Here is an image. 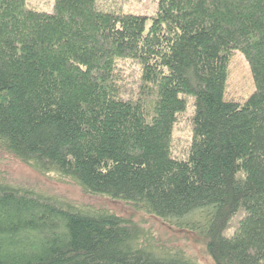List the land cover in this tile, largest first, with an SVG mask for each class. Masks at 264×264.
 Segmentation results:
<instances>
[{"label":"trees","instance_id":"trees-1","mask_svg":"<svg viewBox=\"0 0 264 264\" xmlns=\"http://www.w3.org/2000/svg\"><path fill=\"white\" fill-rule=\"evenodd\" d=\"M148 19L0 0V152L134 211L0 176V264H199L138 214L193 234L208 264H264V0H159ZM235 52L245 103L225 99Z\"/></svg>","mask_w":264,"mask_h":264},{"label":"rangeland","instance_id":"rangeland-1","mask_svg":"<svg viewBox=\"0 0 264 264\" xmlns=\"http://www.w3.org/2000/svg\"><path fill=\"white\" fill-rule=\"evenodd\" d=\"M106 0H103L105 2ZM159 0H107L111 9H118L122 13L145 16L148 19V27L151 24V17L158 8ZM28 3L39 11L51 12L54 0H28ZM133 79L135 75L132 76ZM255 85L249 65L240 52H235L230 59L228 80L225 99L227 101L245 103L254 93ZM0 176L14 184L32 186L38 190L54 196L53 201L58 204L71 203L79 207H105L114 210L124 216H131L133 208L124 203L98 198L87 195L78 186L61 180L57 174L40 175L27 165L0 152ZM60 198V199H59ZM59 201H58V200ZM63 199V200H61ZM62 201V203L60 202ZM142 218L145 229L150 233L154 241L160 245L179 247L194 257L199 264H208V258L204 254V247L194 243V235L177 231L167 226L162 221L148 215L138 214L136 218Z\"/></svg>","mask_w":264,"mask_h":264}]
</instances>
